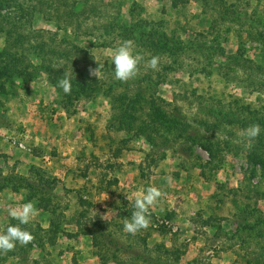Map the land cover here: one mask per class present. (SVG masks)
Here are the masks:
<instances>
[{"label":"rangeland","instance_id":"rangeland-1","mask_svg":"<svg viewBox=\"0 0 264 264\" xmlns=\"http://www.w3.org/2000/svg\"><path fill=\"white\" fill-rule=\"evenodd\" d=\"M125 40L143 60L121 82L113 57ZM3 51L25 74L0 76V234L19 224L9 205L33 201L39 215L19 225L34 240L0 253V264H264V171L251 159L264 145V0H3ZM62 73L88 88L68 100ZM119 97L136 99L139 121L153 104L186 121L191 154L161 159L158 145L146 157L142 136L109 131ZM254 124L249 142L242 131ZM150 186L165 196L149 227L125 232ZM41 197L58 201L54 245ZM92 222L103 226L96 245L79 230Z\"/></svg>","mask_w":264,"mask_h":264},{"label":"trees","instance_id":"trees-1","mask_svg":"<svg viewBox=\"0 0 264 264\" xmlns=\"http://www.w3.org/2000/svg\"><path fill=\"white\" fill-rule=\"evenodd\" d=\"M3 0H0V10L1 4ZM20 47V46H19ZM44 47H42L43 49ZM3 55L7 60L5 61V65L0 71V76H4L5 80L12 81L14 78L20 77L23 74V71L20 70V61L17 59L14 53H5V51L0 52V57ZM63 73L61 74V77ZM88 83L85 81H77L72 80V90L71 94L78 98L87 88ZM71 94L67 95V99L70 100L73 98ZM136 105V99L132 97H119L118 98V112L114 115L110 121L107 123V129L109 131L116 132H125L126 134H132V136L140 137L142 136L149 144L150 150L147 152L146 157H150L154 154V150L158 147V145L162 146V152L159 154L161 159L165 158L166 150H173L176 153L178 150L187 156L191 154V144L193 142H189L191 140L190 135V127L186 121H180L174 117L169 116L166 111L153 104V108L149 110L147 117L148 121H139L136 119L134 114V108ZM261 121L260 119H257ZM262 122V121H261ZM137 123V124H136ZM205 125L208 131H211L215 128L216 124L214 123H202ZM159 143V144H158ZM204 146V145H203ZM178 150H177V149ZM207 152L209 151L210 155L213 156V152L208 147L204 146ZM158 156V155H157ZM251 159L262 166L264 171V145H261L260 148L256 149L252 153ZM5 179L2 178V181ZM3 181V182H4ZM29 186V185H28ZM29 188L36 194L40 192L36 187L29 186ZM53 199L51 198H40L38 199L39 205H43L46 210L49 211V214L52 216L50 221V227L46 234L47 243L49 245H54L57 239V236L63 232V229H60V225L56 222L55 212L57 211V205L53 203ZM58 202V201H57ZM86 202L80 201L81 206H83ZM130 213L124 211L121 215L122 217H130ZM84 217L83 214H80L77 218V225L80 223V220ZM79 226V225H78ZM90 230L80 229L82 234L89 235L92 237L93 245H96L99 237L101 235V229L103 226L101 224H95L94 222L89 224ZM172 251H168L170 253Z\"/></svg>","mask_w":264,"mask_h":264},{"label":"clouds","instance_id":"clouds-1","mask_svg":"<svg viewBox=\"0 0 264 264\" xmlns=\"http://www.w3.org/2000/svg\"><path fill=\"white\" fill-rule=\"evenodd\" d=\"M143 57L134 54V41L125 40L114 50L113 71L115 79L121 82H127L135 78L140 70V64ZM159 58L153 56L147 61V64L155 70L158 67ZM100 71L98 68H90L89 74L97 78ZM56 87L63 90L65 94H71L72 77L69 73L57 80ZM261 127L259 124L250 125L242 131V137L249 142L259 136ZM171 181V177H167ZM165 196V193L155 186L148 187L143 194L138 195L134 202V211L130 218L123 221V230L135 235L142 229H147L150 225V209ZM118 203V202H117ZM8 215L19 222L18 225H10L4 234H0V253H8L16 247L17 243L27 245L34 240V236L19 225L29 224L39 215V209L35 202L28 201L19 206L9 205ZM103 218V217H102Z\"/></svg>","mask_w":264,"mask_h":264}]
</instances>
